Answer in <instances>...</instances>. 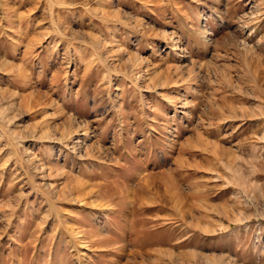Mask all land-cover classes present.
<instances>
[{
  "label": "rangeland",
  "instance_id": "374dc122",
  "mask_svg": "<svg viewBox=\"0 0 264 264\" xmlns=\"http://www.w3.org/2000/svg\"><path fill=\"white\" fill-rule=\"evenodd\" d=\"M0 264H264V0H0Z\"/></svg>",
  "mask_w": 264,
  "mask_h": 264
}]
</instances>
